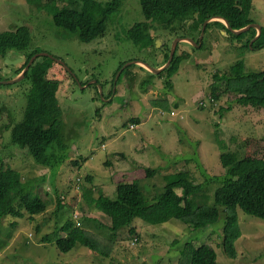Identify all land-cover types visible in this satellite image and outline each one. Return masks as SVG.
<instances>
[{
  "label": "rangeland",
  "instance_id": "obj_1",
  "mask_svg": "<svg viewBox=\"0 0 264 264\" xmlns=\"http://www.w3.org/2000/svg\"><path fill=\"white\" fill-rule=\"evenodd\" d=\"M69 2L0 0V31L27 26L33 36L25 52L0 57V81L16 77L21 65L10 62L22 55L28 58L39 49L43 60L52 58L48 76L61 81L58 99L64 109L68 146L66 159L47 168L13 144L8 125L23 120L32 81L26 77L14 84H0V171L7 167L19 170L27 190L47 202L40 214L30 217L22 208V215H8L0 221V264H189L190 246L203 243L216 250L219 264H264V220L241 209L237 257L229 258L223 247L228 213L222 206L219 220L206 228L197 230L176 219L150 225L136 218L135 233H131V226L112 231L111 219L83 198L85 189L93 187L116 199L119 182L128 179L129 172L146 167L157 170L155 176L140 181L149 202L164 192L168 176L183 171L205 185L197 196L199 203L214 205L215 192L226 174L221 154L230 151L242 157L246 138L264 139V110L231 103L228 96L212 101L213 75L228 71L238 60L249 71L264 70V48L253 47L260 43L259 37L247 31L239 38L213 22L200 42V29L196 31L188 20L172 30L155 23L150 30L154 42L137 46L125 33L145 20L141 0H126L111 17L106 34L83 43L53 25L49 7L54 3L61 8ZM253 5L249 17L264 29V0H254ZM178 38H191L200 45L187 40L178 43L176 55L185 57L171 78L173 87L167 86V72L158 75L132 64L139 61L163 67ZM125 65L130 67L128 75L126 69L123 72ZM146 79L149 83L145 85ZM230 105V111L219 112ZM52 152L63 159L57 145ZM59 199L65 206L60 211ZM69 221L92 234L101 251L78 245L61 253L55 241L57 230L65 236L61 227ZM47 237L53 241H46Z\"/></svg>",
  "mask_w": 264,
  "mask_h": 264
},
{
  "label": "trees",
  "instance_id": "obj_2",
  "mask_svg": "<svg viewBox=\"0 0 264 264\" xmlns=\"http://www.w3.org/2000/svg\"><path fill=\"white\" fill-rule=\"evenodd\" d=\"M125 1L70 0L67 6L59 8L53 3L49 9L51 8L53 25L56 28L77 36L83 43H91L106 34L111 17L121 9ZM253 3L254 0H141L145 20L131 26L125 37L137 46H144L154 42L150 30L155 23L172 30L177 25L182 26L192 20L189 25L197 29L196 31L200 29L201 32L204 22L216 16L227 19L234 29L239 30L253 23L249 17ZM213 22L223 25L231 33L220 21L208 23L206 29ZM247 33H252L255 37L258 31L252 28ZM244 35L245 33L234 36L242 38ZM32 40L33 36L27 26L0 31V57L4 58L7 51L12 49L28 50ZM257 40L260 43L253 47L264 48L263 28ZM248 45L249 43L246 47ZM38 52L39 49H36L29 54L25 64ZM169 54L170 52L166 54L165 62L168 61ZM184 57V54L177 56L175 53L170 67L158 74L167 72L170 79L167 82L168 87H173L171 78L179 71ZM44 58L45 60L38 56L26 73V77L32 81V87L23 120L8 127L12 129L13 144L27 150L40 165L51 168L66 159L68 146L65 145L64 136V109L58 99L61 81L48 76L54 60L50 57ZM125 69L128 75L130 67ZM147 80L149 79L144 81L145 85L149 83ZM213 80L210 89L212 101H219L223 96H228L231 103L264 110V70L249 71L245 62L238 60L228 71L216 72ZM231 109L232 105L222 107L219 112L223 114ZM132 121L139 123V119ZM54 145L60 148V156H63V159H59V153L52 152ZM220 159L226 174L215 192L214 205L199 203L197 196L205 185L197 183L188 172L183 171L168 176L164 192L149 202L140 181L155 176L157 170L146 167H138L129 172L128 179L119 182L116 199H111L102 190L95 192L93 187H88L83 194L84 202L111 219L112 231L118 232L131 226V233H135L132 224L136 218H141L150 225L176 219L192 225L197 230L206 228L219 220L222 213L219 206H222L228 213L223 240L224 251L229 258H236L235 243L241 236L238 209L264 220V139L248 137L242 157L236 152L227 151L221 154ZM73 164L78 165V162ZM87 179L92 181L91 177ZM59 200L58 211L65 207L61 199ZM22 208L32 217L44 212L47 202L38 194L27 190L19 170L12 167L2 169L0 221L8 215H22ZM62 231L66 235H60L57 230L55 240L61 253H68L78 245L101 251L100 242L72 221L63 225ZM45 239L53 241L50 237ZM189 256V264H219L217 252L210 244L203 243L197 248L190 246Z\"/></svg>",
  "mask_w": 264,
  "mask_h": 264
},
{
  "label": "water",
  "instance_id": "obj_3",
  "mask_svg": "<svg viewBox=\"0 0 264 264\" xmlns=\"http://www.w3.org/2000/svg\"><path fill=\"white\" fill-rule=\"evenodd\" d=\"M214 18H215V19H218V20H222V21H224L226 27H227V28L229 29V31H230L231 33H233L234 35H241L242 33H245V32H247V31H249L250 29L255 28V29H258V34H257V36H256V39H257V38L260 36L261 32H262V27H261L260 25L254 24V23L249 24V25H247L246 27H244V28H242V29H239V30L234 29V28L231 26L230 22H229L227 19H225V18H223V17H220V16H216V17H213V18H211V19H208V20H206V21L204 22L203 27H202V31H201V39H200V42H201L202 37H203V35H204V33H205V30H206V27H207L208 23H209L212 19H214ZM182 40H187V41L193 43V44L196 45V46L200 45V43H196V42H195L193 39H191V38H178V39L175 41V43H174V45H173V47H172V49H171L170 56H169V59H168L167 63H166L163 67H161V68H154V67L148 65L147 63H144V62H141V63L144 64L149 70H151L152 73H154V74H160L163 70H166V69H168V68L170 67V65H171V63H172V61H173V59H174V56H175V53H176V49H177L178 43H179L180 41H182ZM36 57H37V56H35V57L30 61L29 65L26 67L25 70H28V69H29L30 65L32 64V62L34 61V59H35ZM136 62H137V61H136ZM11 63L16 64V61H14V62L11 61ZM127 66H128V65H125V66L123 67V69L126 68ZM24 75H25V73H23V75H21V76L15 77L14 79H11V80H4V81L2 80V81H0V84H14V83L20 82V81H22V79H24V77H25ZM117 77H119V75H118ZM99 89H100L101 97H103V88H102L101 86H99Z\"/></svg>",
  "mask_w": 264,
  "mask_h": 264
},
{
  "label": "flooded vegetation",
  "instance_id": "obj_4",
  "mask_svg": "<svg viewBox=\"0 0 264 264\" xmlns=\"http://www.w3.org/2000/svg\"><path fill=\"white\" fill-rule=\"evenodd\" d=\"M25 51H26V50H25ZM25 51H21V52H25ZM13 52H15L14 49L7 51V53H6V55L4 56L3 59H5L6 57L9 58L10 54L13 53ZM7 55H8V56H7ZM30 60H31V59H30ZM30 60H29V62H28L27 64H25L28 60H27V58H26L25 55H22L21 57L18 58V60H16V64L10 62V64H12L13 66H18L19 64L21 65V67H20V68H17V70H16L18 75L16 74V75H14V76L18 77V76L23 75V73H25V75H24L25 77H24V78H26V73L30 70L31 65H32V64L30 65V67H29L28 70H25L26 67H27V66L29 65V63H30ZM32 63H33V62H32ZM24 67H25V68H24ZM9 80H10V79H9Z\"/></svg>",
  "mask_w": 264,
  "mask_h": 264
},
{
  "label": "bare ground",
  "instance_id": "obj_5",
  "mask_svg": "<svg viewBox=\"0 0 264 264\" xmlns=\"http://www.w3.org/2000/svg\"><path fill=\"white\" fill-rule=\"evenodd\" d=\"M188 43H189V42H188ZM189 44H190V43H189ZM15 51H18V50H15ZM7 56H8V55H7ZM35 56H37V57H38V56H41V54H40L39 52H38V53H36V54H35V55H34V56L31 58V60H32V59H33ZM37 57H36V58H37ZM36 58H35V59H36ZM35 59H34V60H35ZM31 60H30V61H31ZM33 62H34V61H33ZM132 64H139L140 66H145L144 64H142V63H141V62H139V61H137V62H134V63H132ZM129 65H131V64H129ZM129 65H128V66H129ZM24 68H25V67H24ZM145 68L147 69V67H146V66H145ZM145 68H144V69H145ZM160 68H161V67H160ZM124 69H125V68H124ZM124 69H123V70H124ZM17 75H18V74H17ZM116 82H117V81H115V85H116ZM122 108H123V107H122ZM24 115H25V114H24ZM8 126H9V125H8ZM6 127H7V126H6ZM7 129H8V128H7ZM75 216H76V215H75ZM80 220H81V219H80ZM78 223H79V222H78ZM80 224H81V222H80Z\"/></svg>",
  "mask_w": 264,
  "mask_h": 264
}]
</instances>
